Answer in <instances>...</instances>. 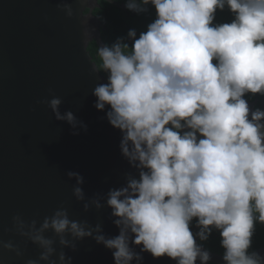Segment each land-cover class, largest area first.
<instances>
[{"label": "clouds", "instance_id": "9594fccd", "mask_svg": "<svg viewBox=\"0 0 264 264\" xmlns=\"http://www.w3.org/2000/svg\"><path fill=\"white\" fill-rule=\"evenodd\" d=\"M124 6L137 15L151 6L154 19L139 35L132 28L98 47L107 82L92 95L97 111L108 108L109 125L121 133V155L137 175L85 201L83 177L66 174L85 213L111 209L118 235L71 219L63 205L39 226L15 215L13 231L40 250L25 264H72L64 249L75 251L86 238L110 250L114 264H141V253L209 264L210 251L197 241L213 232L224 264H264L252 249L255 225L264 226V109L249 103L264 97V0H125ZM57 8L73 15L67 3ZM225 10L230 22L216 23ZM39 103L73 135L87 131L71 110L61 113V98ZM0 248L23 255L11 241Z\"/></svg>", "mask_w": 264, "mask_h": 264}, {"label": "water", "instance_id": "95a60500", "mask_svg": "<svg viewBox=\"0 0 264 264\" xmlns=\"http://www.w3.org/2000/svg\"><path fill=\"white\" fill-rule=\"evenodd\" d=\"M60 3L71 5L70 18L58 10ZM100 7V0H0V244L11 241L23 252L17 257L0 248V264H25L40 254L13 231L15 215L26 222L36 219L39 226L63 205L71 219L99 223L106 237L118 235L111 209L85 213L83 202L72 195L76 182L66 175L73 171L83 177L85 201L105 197L125 185L126 175H137L121 155V133L109 125L108 108L93 106L94 87L107 82L89 52L92 42L107 44L95 15ZM52 96L61 98V113L71 110L87 131L73 135L66 122L56 121L47 104L39 103ZM135 250L139 253V246ZM64 251L72 264H114L112 252L92 238L77 242L75 251ZM256 251L264 255V248ZM210 253L209 264H224L223 255ZM141 255V264H175L167 257Z\"/></svg>", "mask_w": 264, "mask_h": 264}, {"label": "trees", "instance_id": "16d2710c", "mask_svg": "<svg viewBox=\"0 0 264 264\" xmlns=\"http://www.w3.org/2000/svg\"><path fill=\"white\" fill-rule=\"evenodd\" d=\"M114 1L121 4L125 0ZM100 3L102 5V9H96L95 15L103 23L102 36L104 42L108 45L114 43L118 37H126V34L122 35V30L128 32L129 29L135 28L137 30V34L139 35V32L144 31L146 29V25L150 23L152 19H154V13L151 10V6H149L148 13L134 16L133 12L122 10L106 1L100 0ZM216 17L231 18L227 10H225L224 12H217ZM126 23L129 24V28L126 27ZM129 44L131 45V42H129ZM97 49V43L92 42L89 46V52L94 61L97 62L98 65H100L101 62L97 56ZM103 74L106 75L105 73ZM194 221L195 220H193L192 222V228H194L193 225H195ZM252 239L253 250L256 251L264 247V226L260 225L259 223L255 225V234ZM200 243L207 250L223 255V249L220 247V236L218 232H213L207 241Z\"/></svg>", "mask_w": 264, "mask_h": 264}, {"label": "flooded vegetation", "instance_id": "af4514ba", "mask_svg": "<svg viewBox=\"0 0 264 264\" xmlns=\"http://www.w3.org/2000/svg\"><path fill=\"white\" fill-rule=\"evenodd\" d=\"M104 1V0H103ZM116 2V1H115ZM118 3V2H117ZM118 4H120V3H118ZM121 4H124L125 5V1H123ZM100 5H101V3H100ZM98 9H102V5H101V7L100 8H98ZM122 10H124V9H122ZM125 11H128V10H125ZM128 12H130V11H128ZM135 15H137L136 13H134V16ZM127 20H128V15H127ZM230 20H231V18H222V17H216V23H224V22H230ZM126 27L127 28H129V24L128 23H126ZM125 34H127V31H123L122 30V35H125ZM249 103H250V105L253 107V108H257V107H259V108H262V109H264V97H260L259 95H256L255 97H252L250 100H249ZM194 223H195V221H194ZM194 226V228H192V230H194V231H198V229L195 227V225H193Z\"/></svg>", "mask_w": 264, "mask_h": 264}]
</instances>
